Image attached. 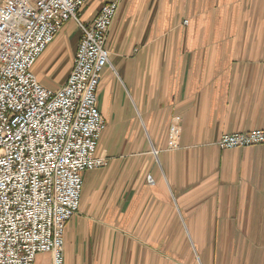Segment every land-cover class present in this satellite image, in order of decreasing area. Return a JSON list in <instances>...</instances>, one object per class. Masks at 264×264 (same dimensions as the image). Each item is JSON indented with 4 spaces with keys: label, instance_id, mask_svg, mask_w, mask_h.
I'll return each mask as SVG.
<instances>
[{
    "label": "crops",
    "instance_id": "1",
    "mask_svg": "<svg viewBox=\"0 0 264 264\" xmlns=\"http://www.w3.org/2000/svg\"><path fill=\"white\" fill-rule=\"evenodd\" d=\"M112 1L98 90L105 164L83 174L65 264H264V144H217L264 128V0H89L82 21ZM66 35L55 77L65 83L81 38L74 21L39 59L41 82Z\"/></svg>",
    "mask_w": 264,
    "mask_h": 264
},
{
    "label": "built area",
    "instance_id": "2",
    "mask_svg": "<svg viewBox=\"0 0 264 264\" xmlns=\"http://www.w3.org/2000/svg\"><path fill=\"white\" fill-rule=\"evenodd\" d=\"M88 2L0 0V264H36L45 253L49 264H65V232L80 209L83 174L105 164L98 90L119 2L105 3L92 24L80 19ZM70 21L81 30L79 46L65 83L52 89L35 68ZM178 135L170 131V149L179 148ZM217 144H264V128L224 134Z\"/></svg>",
    "mask_w": 264,
    "mask_h": 264
},
{
    "label": "rangeland",
    "instance_id": "3",
    "mask_svg": "<svg viewBox=\"0 0 264 264\" xmlns=\"http://www.w3.org/2000/svg\"><path fill=\"white\" fill-rule=\"evenodd\" d=\"M80 19H81V13H80ZM68 37H67V35L62 36L61 38H59V40L57 41V43L55 45V52L54 53H55L56 61H55L54 68H53L54 70L52 72L47 71L48 73H45V71L43 72L44 78H43L42 82L44 85H46L49 88L57 89L59 87L58 86V80L55 77H57L58 73H60L61 68L63 67V65L67 61V58L69 57V54H70L68 52V48H70L72 46V44L68 40ZM49 261H50L49 256H46L44 254H40L37 257L36 264H48Z\"/></svg>",
    "mask_w": 264,
    "mask_h": 264
}]
</instances>
